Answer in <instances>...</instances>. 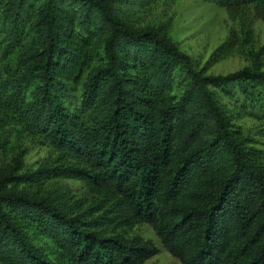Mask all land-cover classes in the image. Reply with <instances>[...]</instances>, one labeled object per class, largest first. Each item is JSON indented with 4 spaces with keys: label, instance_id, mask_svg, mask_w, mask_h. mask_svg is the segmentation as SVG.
<instances>
[{
    "label": "trees",
    "instance_id": "1",
    "mask_svg": "<svg viewBox=\"0 0 264 264\" xmlns=\"http://www.w3.org/2000/svg\"><path fill=\"white\" fill-rule=\"evenodd\" d=\"M156 1L0 0V154L12 131L58 153L34 171L19 156L0 174V264L158 254L29 190L58 178L116 196L123 221L149 224L181 264H264V159L233 112L264 100V44L243 21L211 61L239 52L248 66L210 74L166 34L130 23L129 10ZM202 1L264 20V0Z\"/></svg>",
    "mask_w": 264,
    "mask_h": 264
},
{
    "label": "rangeland",
    "instance_id": "2",
    "mask_svg": "<svg viewBox=\"0 0 264 264\" xmlns=\"http://www.w3.org/2000/svg\"><path fill=\"white\" fill-rule=\"evenodd\" d=\"M129 11L127 18L133 26L166 34L201 67L208 66L209 73L214 75H227L248 66L249 62L239 52L217 63L211 61L213 53L223 46L231 32L240 33L243 21H251L256 45L264 44V20L260 10L253 7L230 11L202 0H158L141 10ZM228 102L223 100V103ZM233 112L237 117L235 123L244 130V135L251 139L264 159V100L256 104L247 103L244 107L239 100ZM1 124L0 121V130ZM11 140L6 152L0 154V174L18 167L16 160L19 156L23 168L34 171L58 155L47 142L35 136L23 137L12 131ZM29 190L41 191L58 205L71 206L73 212L81 214L84 221H91L94 229L105 235L151 240L158 254L146 264H181L165 250L149 224L128 226L123 221L127 212L125 204L109 192L77 178L46 180L43 185Z\"/></svg>",
    "mask_w": 264,
    "mask_h": 264
}]
</instances>
